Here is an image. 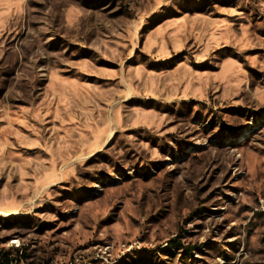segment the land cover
<instances>
[{
    "label": "rangeland",
    "instance_id": "374dc122",
    "mask_svg": "<svg viewBox=\"0 0 264 264\" xmlns=\"http://www.w3.org/2000/svg\"><path fill=\"white\" fill-rule=\"evenodd\" d=\"M16 249L264 264V0H0V251Z\"/></svg>",
    "mask_w": 264,
    "mask_h": 264
},
{
    "label": "trees",
    "instance_id": "16d2710c",
    "mask_svg": "<svg viewBox=\"0 0 264 264\" xmlns=\"http://www.w3.org/2000/svg\"><path fill=\"white\" fill-rule=\"evenodd\" d=\"M172 243H175L176 241H171ZM16 254L13 256L10 253L0 251V264H21L23 262V255H19L20 249H16Z\"/></svg>",
    "mask_w": 264,
    "mask_h": 264
}]
</instances>
